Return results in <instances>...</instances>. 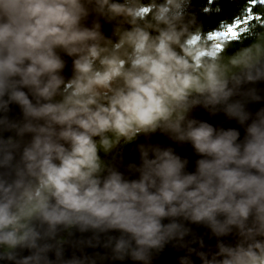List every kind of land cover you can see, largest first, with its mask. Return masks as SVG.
Returning <instances> with one entry per match:
<instances>
[{
    "label": "clouds",
    "instance_id": "clouds-1",
    "mask_svg": "<svg viewBox=\"0 0 264 264\" xmlns=\"http://www.w3.org/2000/svg\"><path fill=\"white\" fill-rule=\"evenodd\" d=\"M191 8V0H0V112L16 104L22 113L0 116V131L15 133L0 137V261L97 264L65 258L60 233L75 229L97 244L120 233L100 260L152 264L171 243L187 249L179 264H194L193 254L201 264H264V108L253 117L246 105L262 98L245 87L264 82V24L217 51V31ZM197 107L236 120L244 139L193 117ZM158 132L192 147L195 172L172 146L141 143L139 165H127L138 178H127L112 154ZM188 224L207 227L215 250L203 240L191 247ZM233 234L235 244L221 239Z\"/></svg>",
    "mask_w": 264,
    "mask_h": 264
},
{
    "label": "water",
    "instance_id": "water-1",
    "mask_svg": "<svg viewBox=\"0 0 264 264\" xmlns=\"http://www.w3.org/2000/svg\"><path fill=\"white\" fill-rule=\"evenodd\" d=\"M104 31L106 34H110L111 29L110 27L105 24ZM67 59V58H66ZM65 76H69L71 74V61L69 59L68 67L65 69ZM245 87H255L258 90V94L261 96L260 101L249 102L246 105V108L249 112L253 114L264 108V82H259L255 85H247ZM191 115L199 120L206 121L213 126L222 127L224 129L234 128L240 132V140L242 141L245 136V127L241 126L236 120L228 119L223 113L218 115L212 116L207 111H205L201 107H197L193 110ZM0 116H7L9 120H20L22 119L21 109L16 104L9 105V111L7 113L0 112ZM250 123V121H249ZM14 132L8 131H0V137L8 138L9 136H14ZM25 139H28L26 137ZM141 143H152L157 144L159 143L162 146H172L175 151L181 157H187L189 159V164L187 165V171L190 173L195 172L196 170V160L199 158L195 153L192 147L189 144L185 145H178L173 144L171 140L167 138L164 134L156 133L151 136L150 140H146L145 137L140 136L138 140L123 146L119 154L114 152L112 155L116 156V166L118 169L125 174V176L129 179H137L138 174L130 173L127 169V165L130 163H135L139 165L140 163V156L137 150V145ZM19 157L17 156V159ZM110 159L111 157H106ZM5 171L4 169H0V172ZM165 223L168 221L165 220ZM191 229V234L185 238L186 242L190 244L191 247L197 248L199 250V243L198 241L203 240L205 248L203 250L207 251L209 249L215 250V245L217 243V238L214 237L210 230L200 224H188L187 225ZM119 232H110L107 234H100L99 235V243L95 239V235L93 232H84L81 233L75 229L72 230V233L69 234L67 232H61L60 235L66 239V243L64 244V255L65 258H71L73 255L76 256H83L87 255L89 257L97 258V264H135V262L127 259L123 262L121 261H112L111 259H104L100 260L99 257L108 256L110 257V249L105 248L104 242L108 239L109 236H119ZM225 243L235 244L237 237L233 234L227 237L221 238ZM88 241H92V244L95 246H89ZM193 241H196L193 243ZM21 256L30 255L29 250H18ZM187 254L186 248H179L175 247L173 244H168L165 248L153 255L152 264H179V258ZM49 257L51 259H55L54 253H49ZM192 260L194 264H201V261L197 256L194 254L192 255ZM0 264H12L11 261L2 260Z\"/></svg>",
    "mask_w": 264,
    "mask_h": 264
},
{
    "label": "trees",
    "instance_id": "trees-1",
    "mask_svg": "<svg viewBox=\"0 0 264 264\" xmlns=\"http://www.w3.org/2000/svg\"><path fill=\"white\" fill-rule=\"evenodd\" d=\"M193 11L198 20L203 24L206 31L216 30L217 32L224 30V25L231 24L237 19H243L249 15L253 17L248 25L245 27L256 26L258 24H264V2L262 0H256L253 3L252 0H191ZM208 7V11H201L202 8ZM219 8L217 12L214 9ZM259 17V18H257ZM224 22L223 25L221 23ZM231 41H224L222 44H228ZM251 42L245 40V43ZM239 46V45H237ZM236 49L229 48L228 53L231 54ZM123 147L121 144L120 150Z\"/></svg>",
    "mask_w": 264,
    "mask_h": 264
},
{
    "label": "snow or ice",
    "instance_id": "snow-or-ice-1",
    "mask_svg": "<svg viewBox=\"0 0 264 264\" xmlns=\"http://www.w3.org/2000/svg\"><path fill=\"white\" fill-rule=\"evenodd\" d=\"M252 2L256 3V0H252ZM262 2H264V0H262ZM252 19L253 17L251 15L243 19H237L232 27H225L224 30L217 32L215 35V39L217 40L216 50H220V47L224 41L234 40L240 37L242 33L246 32L247 28L245 25H248Z\"/></svg>",
    "mask_w": 264,
    "mask_h": 264
}]
</instances>
